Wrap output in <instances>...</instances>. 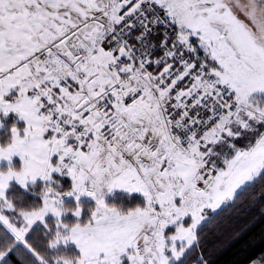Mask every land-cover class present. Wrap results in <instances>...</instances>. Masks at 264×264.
Masks as SVG:
<instances>
[{"label":"snow or ice","instance_id":"obj_1","mask_svg":"<svg viewBox=\"0 0 264 264\" xmlns=\"http://www.w3.org/2000/svg\"><path fill=\"white\" fill-rule=\"evenodd\" d=\"M0 162V264H213L264 202V0H0Z\"/></svg>","mask_w":264,"mask_h":264},{"label":"trees","instance_id":"obj_2","mask_svg":"<svg viewBox=\"0 0 264 264\" xmlns=\"http://www.w3.org/2000/svg\"><path fill=\"white\" fill-rule=\"evenodd\" d=\"M62 182L65 186L70 183L68 179H63ZM255 191L257 194L259 193L258 186ZM22 195L26 204L38 201V197L26 193H22ZM244 197L243 203L239 204L237 210L229 216L228 227L211 232L204 238L203 243L208 251L214 253L212 256L213 264H252L261 254H264V218L260 216V208L264 202L249 206L251 197L247 194H244ZM142 201L137 195L129 196L117 193L108 199V204L134 207ZM68 204L74 206L70 202ZM74 221L71 217L66 219V222ZM243 229L247 230L239 239L233 240L236 232ZM11 259L15 260L16 258L12 257Z\"/></svg>","mask_w":264,"mask_h":264},{"label":"rangeland","instance_id":"obj_3","mask_svg":"<svg viewBox=\"0 0 264 264\" xmlns=\"http://www.w3.org/2000/svg\"><path fill=\"white\" fill-rule=\"evenodd\" d=\"M13 162L18 164L19 163V158L18 157H13ZM6 163L7 162H0V166H6ZM64 179H68V178L65 177ZM117 193H123V194H127L129 196L130 195H137V196H139L143 200V196L139 192H136V191L128 192L125 189L115 188L111 192H107V191L105 192V197H104L105 198V202L108 203V199L114 197ZM69 202L72 203L73 205H75V201H73L72 198L66 197L65 198V203L68 204ZM80 202H81L82 206H84V207H88L90 205H94V201L90 197H87V196H81L80 197ZM68 217H71L72 219L75 220V217L72 216L71 212L66 213L63 218L66 221V219ZM59 247L62 250L66 251L68 254H71V252H73V250L74 251H78L76 249L75 243L74 242H71V241L67 242L66 245L65 244H61ZM123 264H126V260L123 261Z\"/></svg>","mask_w":264,"mask_h":264},{"label":"clouds","instance_id":"obj_4","mask_svg":"<svg viewBox=\"0 0 264 264\" xmlns=\"http://www.w3.org/2000/svg\"><path fill=\"white\" fill-rule=\"evenodd\" d=\"M116 206H118V205H116ZM63 258L69 260L70 262H71V260L75 259L74 256H63Z\"/></svg>","mask_w":264,"mask_h":264}]
</instances>
